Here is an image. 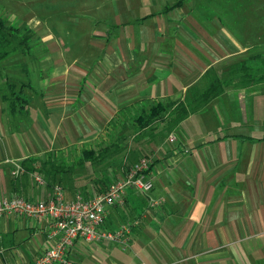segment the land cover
<instances>
[{
    "label": "crops",
    "instance_id": "1",
    "mask_svg": "<svg viewBox=\"0 0 264 264\" xmlns=\"http://www.w3.org/2000/svg\"><path fill=\"white\" fill-rule=\"evenodd\" d=\"M75 6L67 24L85 36L72 50L43 37L40 52L0 54V199L47 201L59 188L65 202L89 201L150 158L152 191L129 190L102 226L130 227L126 250L78 240L72 264H264L258 20L229 29L220 5L195 0ZM48 231L46 219H0V264H33Z\"/></svg>",
    "mask_w": 264,
    "mask_h": 264
},
{
    "label": "built area",
    "instance_id": "2",
    "mask_svg": "<svg viewBox=\"0 0 264 264\" xmlns=\"http://www.w3.org/2000/svg\"><path fill=\"white\" fill-rule=\"evenodd\" d=\"M151 165L150 158H142L131 166L123 179L111 183L104 193L89 201L78 198L65 202L59 188L56 189L54 197L47 201L33 202L19 196L0 199V219L23 216L32 220H48V238L53 245L40 253L33 264H72L68 252L78 240L86 243L106 240L115 242L126 250L130 227L107 231L102 226L107 209L121 205L129 190L143 195H148L152 191V181L145 178V173ZM21 171L17 165L12 175L17 176ZM37 181L43 184V180L38 178ZM162 203L163 199L149 198L151 208Z\"/></svg>",
    "mask_w": 264,
    "mask_h": 264
},
{
    "label": "rangeland",
    "instance_id": "3",
    "mask_svg": "<svg viewBox=\"0 0 264 264\" xmlns=\"http://www.w3.org/2000/svg\"><path fill=\"white\" fill-rule=\"evenodd\" d=\"M195 1L203 4L212 3L214 7L220 5V15H225L229 29H232L231 25L235 22L242 25L241 29H248V22L251 20V16H254L259 24L257 29L264 31V0ZM82 2L91 3L88 0H0V18L8 26L11 25L10 27L18 29L13 37L16 52L36 53L42 51L43 37L53 39L58 44L60 42V46L61 38H63L72 50L73 43L76 42V39L73 38L80 35L85 36V33L76 31V28L67 24V21L69 16H72L75 10L77 11L78 7L75 5ZM235 29H238V25ZM244 35H248V30Z\"/></svg>",
    "mask_w": 264,
    "mask_h": 264
},
{
    "label": "trees",
    "instance_id": "4",
    "mask_svg": "<svg viewBox=\"0 0 264 264\" xmlns=\"http://www.w3.org/2000/svg\"><path fill=\"white\" fill-rule=\"evenodd\" d=\"M17 30L18 29L7 26L6 22L2 18H0V54L3 59L10 56L12 53L16 52V47H14V44H13L14 42L13 37H15V32H18ZM17 98L20 99V96H16V99ZM158 109H160L161 112L157 113L156 111ZM181 109H182L181 107H178L176 109V116L171 122L173 125H176L177 121H180L181 119L185 117V112L181 111ZM166 111H167V108L163 105H159L157 107H151L149 110V113L146 114L145 118L148 120V122H151V120H154L158 117L163 118L162 116L166 113Z\"/></svg>",
    "mask_w": 264,
    "mask_h": 264
}]
</instances>
